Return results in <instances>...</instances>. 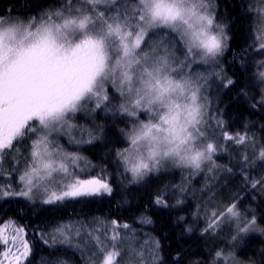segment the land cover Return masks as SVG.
I'll list each match as a JSON object with an SVG mask.
<instances>
[{
    "label": "snow or ice",
    "instance_id": "1",
    "mask_svg": "<svg viewBox=\"0 0 264 264\" xmlns=\"http://www.w3.org/2000/svg\"><path fill=\"white\" fill-rule=\"evenodd\" d=\"M259 3L252 10L259 21L255 31L264 53V0ZM227 39L213 15L211 0H128L126 4L122 0H85L80 6L76 0H63L59 8L33 16L27 23L0 15V177L4 176L6 156L19 152L18 146L25 144L28 152L22 157L18 186L0 184V199L7 203L13 197L38 198L43 204L59 205L66 201L87 204L89 198L113 195L106 169L101 167L104 175H92L89 169L96 165L79 150L68 152L58 142L67 135L70 143L93 145L100 138L94 127H80L79 140L71 134L78 127L71 121L85 105L92 112L110 111L112 117L131 118L132 127L120 130L130 147L115 153L119 165L130 174V184L148 185L153 175L170 167L197 173L206 164L221 168L214 157L226 151L224 141L249 145L256 158L264 161V143L257 145L247 133H230L219 109L213 116L202 102L208 78L192 75L201 64L220 67ZM211 75L225 88L236 83L223 69ZM259 77L264 81V71ZM261 104L264 106V100ZM142 115H147V121ZM213 120L220 134L214 130L209 137L207 128ZM145 147L147 154L142 151ZM241 159L250 163L247 153ZM18 165L21 161L14 158V170ZM222 170L232 171L227 166ZM251 186L264 187V176L251 181ZM152 203L168 209L183 201L170 204L167 190L158 187ZM140 222L153 221L143 216ZM93 223L101 227L68 221L42 233L41 239L50 249L43 264H66L57 253L79 248L80 242L73 245V240L85 236L96 249L93 255L99 257L89 258L88 264H119L120 249L135 242L131 226L118 219L107 224L94 219ZM223 226H229L230 237L221 242L230 240L232 247L250 233L264 235V225L255 215L243 216L236 203L213 211L202 234L218 235ZM0 246V264H31L32 246L25 228L14 219L0 221ZM160 253L159 240L149 237L135 255L140 264H167ZM260 257L259 264H264V250ZM217 262L257 264L254 259L240 261L234 251L225 249L214 251V264Z\"/></svg>",
    "mask_w": 264,
    "mask_h": 264
},
{
    "label": "trees",
    "instance_id": "2",
    "mask_svg": "<svg viewBox=\"0 0 264 264\" xmlns=\"http://www.w3.org/2000/svg\"><path fill=\"white\" fill-rule=\"evenodd\" d=\"M122 2L127 3L126 0ZM62 3L63 0H0V15L27 21L59 8ZM76 3L84 4L85 1L76 0ZM211 4L216 22L223 26L227 35V48L220 57L219 68L213 63L201 64L192 73L193 78H208L201 97L212 115L215 116L219 109L230 133H247L259 145L264 143V106L261 104L264 100V81L259 77V73L264 71L261 66L264 64V53L260 50L258 33L255 31L259 21L252 9L261 5L259 0H211ZM221 69L236 82L234 86L225 88L218 78L211 75ZM141 119L147 121L148 117L142 115ZM130 120L127 117H112L110 111L92 112L89 105H85L84 112L77 113L72 122L78 126V130L80 127L96 128L100 138L93 145L70 143L67 135L58 141L68 152L79 150L81 155L96 165L94 170L89 169L92 175H104L101 167L106 169L107 178L113 182L112 196L92 197L87 204L66 201L59 205H46L39 200L28 201L21 197L9 198L7 203L0 199V221L11 218L25 228L26 239L32 246V255L28 258L31 264H43V259L49 257L50 249L43 243L42 233L50 231L57 223L68 221L86 222L90 228L101 227L93 223L94 219L106 224L118 219L121 224L131 226L135 242L123 247L125 253L118 257L119 264H139L135 252L149 237L159 240L160 254L167 264H214V251L220 249L234 251L240 261L254 259L259 264L260 252L264 250V235L259 232L244 236L236 247H232L230 240L221 242L230 237L229 226H223V231L218 235L202 233L211 220L212 212L221 211L230 203H236L243 216L251 218V215H255L257 222L264 225V187L251 186V181L264 176V161L256 158L249 145L224 141L226 151L214 157L221 168L211 167L207 174H195L189 168H171L158 176L153 175L152 183L148 185L130 184V174L124 172L115 156L116 151L130 146L120 131L132 127ZM214 130L213 120L212 126L207 128V135L211 137ZM71 134L74 135V129ZM215 134L219 136L220 133L215 130ZM80 138L81 135L77 140ZM18 147L19 152L13 151L6 156L2 167L3 173L7 174L12 169V158L21 161V165L12 169L9 178L13 187L18 186L22 157L28 155L26 144ZM245 153L250 158L248 164L241 159ZM223 166L230 167L232 171H223ZM158 187L167 190L170 204L176 205L177 200H182L183 204L168 209L154 206L152 198ZM143 216L151 217L153 222L142 224ZM179 217L184 219L180 220ZM189 228L191 232L187 231ZM231 228L234 230L235 225H231ZM87 240L86 236L74 239L73 245L80 242V247L62 250L57 256L66 264H88L89 258L99 259L93 255L95 247ZM2 251L3 247L0 246ZM88 252H92L91 255ZM147 255L145 246V260ZM25 264L28 262L25 261Z\"/></svg>",
    "mask_w": 264,
    "mask_h": 264
},
{
    "label": "rangeland",
    "instance_id": "3",
    "mask_svg": "<svg viewBox=\"0 0 264 264\" xmlns=\"http://www.w3.org/2000/svg\"><path fill=\"white\" fill-rule=\"evenodd\" d=\"M85 1V0H84ZM127 2H128V0H126ZM204 2L205 3H207V0H204ZM82 4V3H81ZM81 4H78L77 6H80ZM126 4V3H125ZM83 5V4H82ZM100 7L101 8H104L105 7V5H100ZM213 10V9H212ZM109 15H111V13H109ZM12 20H14V21H23V22H25V23H27V21H25V20H20V19H17V18H12ZM183 30H181V32H182ZM215 34V33H214ZM197 59H199V57H197ZM185 71H187V70H185ZM84 110H85V107H84V109L81 111V112H84ZM73 121V120H72ZM71 121V123H73ZM73 131V130H72ZM81 135V132H79V130H78V128H75L74 129V137L77 139V137H79ZM130 147V146H129ZM142 151H144V153L145 154H147V148L145 147V148H143L142 149ZM13 159L14 158H12V169H13ZM212 166L211 165H208V164H206L205 166H203L202 167V170L201 171H199L198 173H200V172H203V173H206L207 174V171L211 168ZM171 168H177V167H170L169 168V170L171 169ZM12 169L10 170V172L9 173H5L4 174V176H2V177H0V184H6V183H10V175H11V172H12ZM195 174H197V172H195L194 170H192ZM10 174V175H9ZM18 180V179H17ZM18 184H19V182H18ZM35 200H39L40 201V199H35ZM34 200V201H35ZM41 202V201H40ZM98 228H100V227H98ZM101 231H102V228H101ZM77 240L79 239V238H76ZM96 250V249H95ZM120 251L122 252V254L123 253H125V251H124V249L122 248V249H120ZM96 252V251H95ZM90 253H92V252H88V254H90ZM91 255V254H90ZM98 257V256H97ZM3 258V257H2ZM1 258V259H2ZM6 264H7V262H6ZM139 264H140V262H139Z\"/></svg>",
    "mask_w": 264,
    "mask_h": 264
}]
</instances>
